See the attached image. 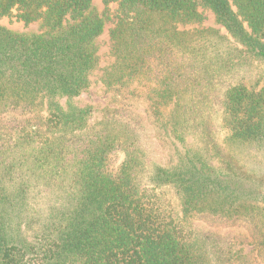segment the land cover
<instances>
[{
    "label": "trees",
    "instance_id": "trees-1",
    "mask_svg": "<svg viewBox=\"0 0 264 264\" xmlns=\"http://www.w3.org/2000/svg\"><path fill=\"white\" fill-rule=\"evenodd\" d=\"M103 2L0 0L24 23H0V264L264 262V177L212 121L264 150V82L239 72L264 66V0ZM97 82L145 103L173 164L151 159L127 107L91 122ZM210 218H259L255 248L197 221Z\"/></svg>",
    "mask_w": 264,
    "mask_h": 264
},
{
    "label": "rangeland",
    "instance_id": "rangeland-1",
    "mask_svg": "<svg viewBox=\"0 0 264 264\" xmlns=\"http://www.w3.org/2000/svg\"><path fill=\"white\" fill-rule=\"evenodd\" d=\"M94 2L98 8L103 10V0H94ZM110 7L115 12L117 9V3H112ZM0 23L8 25L9 27L17 30L24 29V23L19 21L15 15L0 18ZM107 49L108 48L105 47V51ZM239 72L243 77L251 82L256 80H260L262 83L264 82V66L258 64L257 62H254L246 69H242ZM135 86H137V83H135ZM128 96L129 97L125 100L116 101L113 97V94L106 92L101 82H97L92 91L84 97L85 101L91 102L98 106L94 116L91 119V122L94 123L103 117L105 112L103 109L105 107L117 108L120 105L127 107L129 109V116L126 119L130 121L134 127L139 128L138 132L141 136V143L146 145L151 159L154 162L166 166L173 164L176 157L175 148L172 141L168 137L161 134L160 130H158V127L146 112L145 103H142L141 100H138L133 96ZM212 121L215 126V135L219 141V144L231 145L230 148L233 150L236 160L243 166V170L247 173H250V176L253 178L264 177V150L255 152L252 146L248 147V145H245V143L236 145L233 142H224L226 132L220 126L221 114L213 116ZM122 159V154L113 157L111 159L112 165L115 167L118 166ZM252 171L254 172L251 173ZM163 190L170 199L173 209H175L177 213H180V201L174 191L170 188H164ZM197 221L202 227H205L212 232L222 235H227V233H230V235H239L240 237L246 239L244 243L246 252H250L255 248L256 236L259 235L258 229L256 227V224L259 223V218L250 224H247L244 222V220L224 221L217 224V222L212 218H210V222H206L203 219H198ZM259 264H264V262H260Z\"/></svg>",
    "mask_w": 264,
    "mask_h": 264
}]
</instances>
